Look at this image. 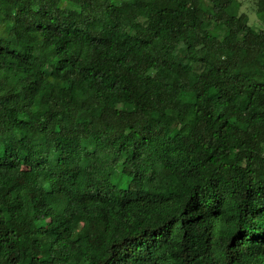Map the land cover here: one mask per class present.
I'll return each instance as SVG.
<instances>
[{"label": "trees", "instance_id": "16d2710c", "mask_svg": "<svg viewBox=\"0 0 264 264\" xmlns=\"http://www.w3.org/2000/svg\"><path fill=\"white\" fill-rule=\"evenodd\" d=\"M241 5L0 0V264H264V28Z\"/></svg>", "mask_w": 264, "mask_h": 264}, {"label": "rangeland", "instance_id": "374dc122", "mask_svg": "<svg viewBox=\"0 0 264 264\" xmlns=\"http://www.w3.org/2000/svg\"><path fill=\"white\" fill-rule=\"evenodd\" d=\"M241 1V11L244 12L249 19L250 24L256 28L261 29L264 28V20L260 18L256 12V0H240ZM146 20L144 18H137L134 22H132V26L138 23H145ZM191 109L190 106H186L182 113V119L184 121L189 120L191 118Z\"/></svg>", "mask_w": 264, "mask_h": 264}]
</instances>
